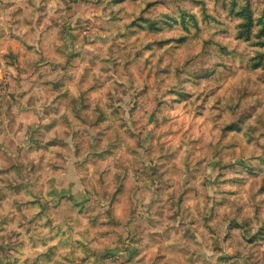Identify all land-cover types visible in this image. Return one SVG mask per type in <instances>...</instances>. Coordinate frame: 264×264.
<instances>
[{
    "label": "rangeland",
    "instance_id": "374dc122",
    "mask_svg": "<svg viewBox=\"0 0 264 264\" xmlns=\"http://www.w3.org/2000/svg\"><path fill=\"white\" fill-rule=\"evenodd\" d=\"M144 1L0 0L2 210L19 197L14 185L36 187L55 220L95 200L97 224L78 215L92 250L75 264H264V160H253L264 158V76L251 70L253 48L214 0L221 24L125 35L114 17L128 21ZM166 1L156 14L200 13L192 0ZM252 3L264 12V0ZM214 33L229 53L205 42ZM5 243L22 257L43 249L17 221L0 222Z\"/></svg>",
    "mask_w": 264,
    "mask_h": 264
},
{
    "label": "trees",
    "instance_id": "16d2710c",
    "mask_svg": "<svg viewBox=\"0 0 264 264\" xmlns=\"http://www.w3.org/2000/svg\"><path fill=\"white\" fill-rule=\"evenodd\" d=\"M115 1L121 2L123 0ZM192 1L200 6V13L188 7L186 4H180L174 12L176 14H173V12H160L156 14L154 11L157 9L158 4H167L168 1L145 0L144 4L142 3L140 5V10L133 13L128 21H125V18L119 19L114 17V15L112 16L118 24L117 28H119L120 24L125 25V35H132L142 29L160 31L167 26L178 24L181 25L185 31L190 32L192 28L200 30L204 22L222 23L221 19L209 10L207 0ZM214 1L215 4L226 10V14L231 20L236 21V37L248 43L253 48L250 57L251 70L254 72L261 71L264 76V12L260 11L258 13L253 7L252 0ZM214 35L215 33L205 40V42L216 45L222 52L229 53L230 51L227 46L221 40L214 39ZM176 39L178 41H184L186 36L180 35ZM214 66L220 70V66L221 69H223V67L227 65L221 62L211 67H204L199 75H213L216 72ZM239 121L241 120L239 119ZM227 128L240 130L241 124L232 121V123L227 125ZM258 154L253 160H264V158ZM221 167L223 168L224 166ZM10 188L14 193L19 194L17 195L19 197H11V208L7 209V213L4 212V209L2 210L3 204L0 202V222L9 223L10 220L16 223L17 221L19 227L23 228L25 233L29 235L32 245L35 247L40 245L43 249L37 250L33 256L27 255L22 257L14 255L11 250L15 249L21 254H24L23 250L10 246L14 244L5 243L4 249L0 251V264H75L78 259L89 257L92 250L91 241L80 239L84 235V232L79 231L80 219L78 215L80 213H85L88 217V222L91 224L89 226L97 224L99 215L93 211H96L100 206L95 200H90L89 202L81 204L71 203L65 213L61 215V218L55 220L50 216L54 205L47 200L44 201L43 196L36 187L30 185V187L25 186L23 189L20 186L14 185ZM23 190H25L26 193ZM67 200V198H63L61 201ZM104 212H107L108 220L112 221L113 214L108 212L107 208H104ZM34 213H37V215L32 219H28V215ZM9 215L12 219L7 220ZM237 222L239 226L242 225L241 221L237 220ZM89 226H86L84 231L88 230ZM262 230H264V226ZM13 235L14 233L7 235L5 241L7 239H12ZM24 244H26L25 239L20 245ZM77 250H80L81 253L77 254Z\"/></svg>",
    "mask_w": 264,
    "mask_h": 264
}]
</instances>
